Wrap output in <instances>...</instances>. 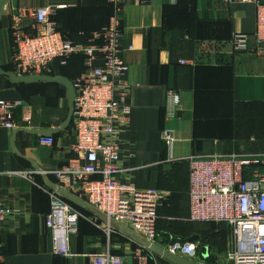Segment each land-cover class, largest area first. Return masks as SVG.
Listing matches in <instances>:
<instances>
[{
    "label": "crops",
    "instance_id": "1",
    "mask_svg": "<svg viewBox=\"0 0 264 264\" xmlns=\"http://www.w3.org/2000/svg\"><path fill=\"white\" fill-rule=\"evenodd\" d=\"M39 8H52L51 18L59 31L79 44L87 43L89 32L104 27L113 15L108 0H9L0 24V67L5 71L13 70V14ZM118 16L130 88L128 126L119 140L120 180L163 196L153 244L167 251L171 243L191 240L193 261L227 264L222 258L226 259L233 241L226 225H187L191 221L186 159L264 154V51L258 47L259 53H235L231 45L234 33L255 32L256 5L227 0H124ZM249 46L255 48L252 41ZM80 69L82 63L76 60L53 73L70 79ZM169 90L180 100L175 109L167 102ZM0 100L20 104L14 114L15 150L10 143L15 131L0 128V202L14 212L0 227V264H90L88 255L105 251L120 257L122 264H175L119 230V226L130 230L129 226L112 222L107 236L101 214L70 202L80 216L75 231L67 232L72 256L55 255L52 230L45 224L51 212L47 182L55 184L54 178L34 174L28 181L13 174L34 170L29 161L41 172L66 163L70 131L52 135L53 147L39 145L40 137L28 132L61 126L68 113L66 90L45 82L11 85L0 76ZM164 131L174 138L171 149L163 142ZM92 217H97L99 226L89 222Z\"/></svg>",
    "mask_w": 264,
    "mask_h": 264
},
{
    "label": "built area",
    "instance_id": "2",
    "mask_svg": "<svg viewBox=\"0 0 264 264\" xmlns=\"http://www.w3.org/2000/svg\"><path fill=\"white\" fill-rule=\"evenodd\" d=\"M145 1V0H142ZM256 5L255 32L234 33L231 45L235 53L264 51V1ZM113 15L108 23L88 35V42L68 40L51 18L52 8L17 10L12 16L11 36L14 43L13 73L17 76H52L54 64L66 66L74 56L83 57V70L71 82L75 91L71 142L66 146L67 161L61 167L36 172L14 173L32 181L34 174L54 178L57 191L50 190L51 212L46 227L52 230L53 252L70 258L67 232L75 231L79 214L59 191L83 200L105 218L102 231L111 235V223L130 227L144 240L154 243L156 211L164 198L154 191H142L120 180V134L127 128L130 115V88L125 76L128 66L122 59L119 12L124 0H108ZM255 48H250V42ZM182 64L191 65L188 62ZM167 102L174 109L179 97L167 91ZM18 102L0 100V128L17 129L14 114ZM29 122V119H26ZM164 144L171 149L173 136L162 133ZM41 146L53 147L51 137H40ZM190 169V221L224 224L231 230L232 248L227 264H264V154H213L186 159ZM14 214L0 202V227ZM95 226L97 217L89 218ZM171 255L192 260L195 245L175 242L168 246ZM90 264H122V259L108 251L88 255ZM140 260L144 258L139 256ZM3 261L0 245V263Z\"/></svg>",
    "mask_w": 264,
    "mask_h": 264
},
{
    "label": "water",
    "instance_id": "3",
    "mask_svg": "<svg viewBox=\"0 0 264 264\" xmlns=\"http://www.w3.org/2000/svg\"><path fill=\"white\" fill-rule=\"evenodd\" d=\"M8 3H9V0H0V24H1V18L4 14L5 7L7 6ZM0 76L3 77L4 79H6L8 82H10L11 85H21V84L33 85V84H37L40 82H45V83H50V84H57V85L64 87L66 90L68 113H67L66 119L61 124V126L58 129L28 130V132L31 134L37 135L39 137L48 138L54 134L61 133V132L65 131L69 127L71 120H72L73 111H74V96H75L74 88L72 86V83L69 80H67L66 78H63V77L42 76V75L41 76L40 75L17 76V75L5 72L1 67H0ZM16 133H17V131H15L13 133L12 138H11V142H10L11 148L13 150H15L14 149V140H15ZM29 162L35 171H37V172L40 171L36 164H34L32 161H29ZM47 187L50 190L57 191L56 185L49 182V181L47 182ZM59 193L61 194V196L63 198H65L71 204H73L77 207L89 210L92 214H96L95 210L91 206H89L83 200L77 198L76 196H74L70 193H67L65 191H61V190L59 191ZM119 230L121 232L127 234L128 236H130L133 240L138 241L141 244V246L143 248H145L146 250H149L151 253H155V254L163 257L164 259L169 260L175 264H199V263H197L193 260H189L187 258H182V257L171 255L167 251L157 247L153 243H150L146 240H142V239H139L137 237H134L132 231H130V230H128L122 226H119ZM189 241H191V240H189Z\"/></svg>",
    "mask_w": 264,
    "mask_h": 264
},
{
    "label": "trees",
    "instance_id": "4",
    "mask_svg": "<svg viewBox=\"0 0 264 264\" xmlns=\"http://www.w3.org/2000/svg\"><path fill=\"white\" fill-rule=\"evenodd\" d=\"M85 44V43H84ZM76 60H78V61H81V63H82V69H80L77 73H76V75L78 76L81 72H82V70H83V57L82 56H74V57H72V58H70L69 60H68V62H67V64H66V66H59L57 63H55L54 64V68H53V72H54V69H56V68H60V70H62V69H64V68H67L68 66H70L71 65V63L73 62V61H76ZM3 69V68H2ZM12 69H13V67H12ZM4 70V69H3ZM5 71V70H4ZM5 72H7V71H5ZM7 73H13V70H12V72H7ZM52 76H54V73H53V75ZM77 76H75L74 78L72 77V78H67V77H64V78H66L67 80H69L70 82H72ZM6 80V79H5ZM8 82V81H7ZM21 85H23V84H21ZM71 126H72V122L70 123V125H69V127L66 129V130H68V131H70L71 130ZM53 140H54V136H52L51 137ZM54 144H55V140H54ZM65 201H67V200H65ZM68 202V201H67ZM69 203V202H68ZM70 204V203H69ZM162 222H164V223H166L167 225H172V224H174V225H176L177 223H176V221H174V222H172V221H168V220H163ZM190 224H200V223H197V222H190L189 224H187V225H190ZM203 224H206V225H208V227H210V228H215L217 225H215L214 223H203ZM187 225H185V226H187ZM175 243V242H174ZM179 243H183V242H179ZM171 244H173V243H171ZM170 244V245H171ZM3 252V251H2Z\"/></svg>",
    "mask_w": 264,
    "mask_h": 264
},
{
    "label": "rangeland",
    "instance_id": "5",
    "mask_svg": "<svg viewBox=\"0 0 264 264\" xmlns=\"http://www.w3.org/2000/svg\"><path fill=\"white\" fill-rule=\"evenodd\" d=\"M224 234H227V232L225 233V231H224ZM224 257H225V256H224ZM222 259H224V260L226 261V259H225V258H222ZM225 261H224V262H225Z\"/></svg>",
    "mask_w": 264,
    "mask_h": 264
}]
</instances>
